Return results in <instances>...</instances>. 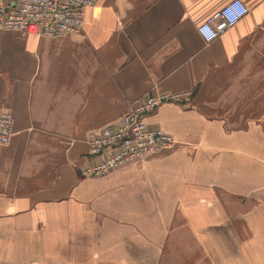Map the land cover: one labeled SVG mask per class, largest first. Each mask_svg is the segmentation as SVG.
<instances>
[{
  "label": "crops",
  "instance_id": "crops-1",
  "mask_svg": "<svg viewBox=\"0 0 264 264\" xmlns=\"http://www.w3.org/2000/svg\"><path fill=\"white\" fill-rule=\"evenodd\" d=\"M98 0L79 34L0 30V264H264V0ZM171 147L104 175L87 137L148 95Z\"/></svg>",
  "mask_w": 264,
  "mask_h": 264
},
{
  "label": "built area",
  "instance_id": "built-area-1",
  "mask_svg": "<svg viewBox=\"0 0 264 264\" xmlns=\"http://www.w3.org/2000/svg\"><path fill=\"white\" fill-rule=\"evenodd\" d=\"M98 0H0V30L58 36L83 31L84 10ZM248 12L240 0H232L197 27L205 43H210L236 25ZM190 93L148 95L135 103L119 124L108 125L87 137L89 155L97 159L81 175H104L129 162L138 161L150 152L171 147L174 140L158 129L148 127L144 116L165 102L182 103ZM12 116L0 106V146L8 143Z\"/></svg>",
  "mask_w": 264,
  "mask_h": 264
}]
</instances>
